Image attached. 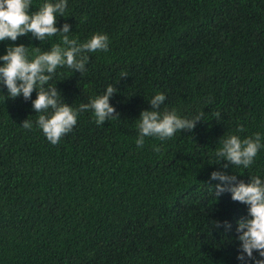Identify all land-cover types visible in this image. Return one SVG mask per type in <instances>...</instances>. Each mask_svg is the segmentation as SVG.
<instances>
[{"label":"trees","instance_id":"obj_1","mask_svg":"<svg viewBox=\"0 0 264 264\" xmlns=\"http://www.w3.org/2000/svg\"><path fill=\"white\" fill-rule=\"evenodd\" d=\"M66 15L57 27L70 24V38L106 33L109 50L89 53L84 73L57 68L46 87L75 109L112 85L120 116L97 125L80 113L53 145L35 123L36 91L12 99L0 84V264H241L236 228L248 206L216 198L209 177L264 179V148L247 169L214 163L220 139L260 133L264 143V0H68ZM58 43L29 33L0 42V55L24 44L32 58ZM157 93L162 112L203 119L138 147V118Z\"/></svg>","mask_w":264,"mask_h":264},{"label":"clouds","instance_id":"obj_2","mask_svg":"<svg viewBox=\"0 0 264 264\" xmlns=\"http://www.w3.org/2000/svg\"><path fill=\"white\" fill-rule=\"evenodd\" d=\"M31 6L32 0H0V42H14L31 33L41 42L60 35L62 43L52 45L47 51L36 47L33 49L32 58H29L28 47L24 44L10 45L6 53L0 55V61H3L0 64V84L6 86L7 96L15 99L22 95L27 101L31 99L33 91H36L32 108L40 115L35 123L53 145L58 144L73 130L80 113L91 111L97 125L119 117L120 114L110 103V97L118 92L112 85L102 95L80 104L75 109L61 101V93L56 86L46 87L59 67L67 66L73 72L84 73L90 60L89 53L109 50L108 35L95 33L81 43L70 38V24L65 22L62 27H57V17H67L68 0H46L34 12H30ZM127 76L126 72H121V77ZM165 100L164 93H157L149 100L151 110L141 111L137 124L138 147L144 146L145 137H156L163 141L173 137L178 131L191 132L197 122L203 119L202 113L188 119L181 118L175 110L162 112L160 109ZM220 116L217 112L216 117L219 119ZM21 125L25 129L33 126L28 119ZM242 131L244 126L240 125L237 132ZM261 141L260 133L244 139L238 135L220 139L221 146L215 152L214 163L220 164L224 160L227 161L222 165L224 169L229 164L247 169L254 163L259 150L264 148ZM154 150L158 152L160 149L154 146ZM209 180L219 181L214 186L216 198L224 192H230L233 201L248 206V215L237 221V239L240 242L237 259L241 264H264V179L251 176L250 182L245 183L243 180L238 181L236 175H228L227 172L218 170L211 172ZM212 223L217 228L223 223L226 230H231L228 221ZM254 253H258L259 258Z\"/></svg>","mask_w":264,"mask_h":264}]
</instances>
